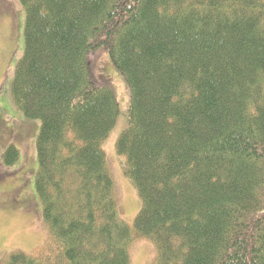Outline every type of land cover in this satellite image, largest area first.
Wrapping results in <instances>:
<instances>
[{"label": "trees", "instance_id": "16d2710c", "mask_svg": "<svg viewBox=\"0 0 264 264\" xmlns=\"http://www.w3.org/2000/svg\"><path fill=\"white\" fill-rule=\"evenodd\" d=\"M16 108L40 121L35 190L47 234L0 264H264V0H18ZM104 50L129 89L115 150L136 188L121 218L104 150L120 115L94 75ZM20 152L9 146L5 166Z\"/></svg>", "mask_w": 264, "mask_h": 264}, {"label": "rangeland", "instance_id": "374dc122", "mask_svg": "<svg viewBox=\"0 0 264 264\" xmlns=\"http://www.w3.org/2000/svg\"><path fill=\"white\" fill-rule=\"evenodd\" d=\"M25 13L18 0H0V258L16 251L33 254L47 241L35 190L38 169L36 142L40 121L26 119L16 108L12 83L17 63L24 52ZM96 79L116 93L120 115L104 150L113 178L122 220L129 226L140 212L141 200L135 186L124 175V160L117 155L116 142L128 125L129 89L122 73L104 50L94 57ZM9 146L20 152L14 167L5 166L3 156ZM156 247L139 240L130 248L131 264H151Z\"/></svg>", "mask_w": 264, "mask_h": 264}]
</instances>
